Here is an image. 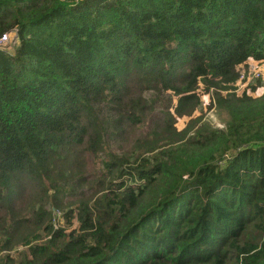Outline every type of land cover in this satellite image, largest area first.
<instances>
[{"label":"trees","instance_id":"trees-1","mask_svg":"<svg viewBox=\"0 0 264 264\" xmlns=\"http://www.w3.org/2000/svg\"><path fill=\"white\" fill-rule=\"evenodd\" d=\"M4 32L0 264H264V0H0Z\"/></svg>","mask_w":264,"mask_h":264},{"label":"rangeland","instance_id":"rangeland-1","mask_svg":"<svg viewBox=\"0 0 264 264\" xmlns=\"http://www.w3.org/2000/svg\"><path fill=\"white\" fill-rule=\"evenodd\" d=\"M11 36H13L12 33H11ZM12 44L11 43L8 44L7 48L9 50H13ZM245 67H246V64L241 65L240 72L243 73L244 76H245V74H248L247 75L248 79L250 78V75H249L250 71H252L254 68H257V67H259L261 69V72L264 75V63H259V62L249 60L248 61V70H250V71L248 73L245 72V69H246ZM244 78H241V80L239 81V83H238L239 87L245 86V84H247V80L244 81ZM249 80H250V82H248V86H250L252 84H256V82L258 81L256 78L255 79L251 78ZM204 116H205L206 120H208L209 122H211L215 126H219V127H222L224 125V121L226 120V117H227L226 113L223 110H219L217 108L207 109ZM108 150H109V147H104V153L102 155L95 157L91 161H88L87 169L90 170L91 178H92V181H93L95 186H100L103 182V179L106 176V169H105L104 162H105V160H108L107 156H106V152ZM60 184H62V186L60 188L59 196H63L64 192L68 189V186L65 182H61ZM49 193L54 195V193H56V192H53L51 190V191H49ZM50 207L56 213V214H54V212H53L54 217L60 218L59 221L54 220V225L55 226L62 225V223L64 221V218L62 217V210L58 207H55L54 205H51ZM72 222L73 223H72V225L69 226V228L77 226V222L75 219H73ZM43 236H44V234H43ZM43 239H44V237L41 239L40 238L37 239V241H40ZM4 240H5V237H4L3 233L0 232V247L3 244ZM0 255H2V254L0 253Z\"/></svg>","mask_w":264,"mask_h":264},{"label":"built area","instance_id":"built-area-1","mask_svg":"<svg viewBox=\"0 0 264 264\" xmlns=\"http://www.w3.org/2000/svg\"><path fill=\"white\" fill-rule=\"evenodd\" d=\"M11 33L12 32H4L0 35V46H3V45H8L12 42V39H13V36H11ZM251 73L249 74L250 75V78L251 79L252 77H257L259 76L262 72H261V69L259 67L257 68H254L252 71H250ZM244 74L241 73L240 76H239V79L241 78H244Z\"/></svg>","mask_w":264,"mask_h":264}]
</instances>
